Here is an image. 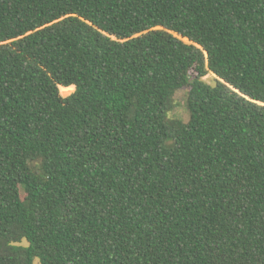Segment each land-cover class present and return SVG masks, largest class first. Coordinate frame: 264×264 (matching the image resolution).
<instances>
[{"label":"trees","instance_id":"obj_1","mask_svg":"<svg viewBox=\"0 0 264 264\" xmlns=\"http://www.w3.org/2000/svg\"><path fill=\"white\" fill-rule=\"evenodd\" d=\"M0 264H264V0H0Z\"/></svg>","mask_w":264,"mask_h":264},{"label":"rangeland","instance_id":"obj_2","mask_svg":"<svg viewBox=\"0 0 264 264\" xmlns=\"http://www.w3.org/2000/svg\"><path fill=\"white\" fill-rule=\"evenodd\" d=\"M212 78H213V76L209 75L205 78V80L207 82L211 83ZM71 92H72V90H62L61 94H62V96L67 97L70 95ZM185 96H186L185 91H181V92L176 93L175 98H174L175 103H176V109L172 113L169 114L170 118L180 119L183 122L188 121L189 116L184 109Z\"/></svg>","mask_w":264,"mask_h":264}]
</instances>
